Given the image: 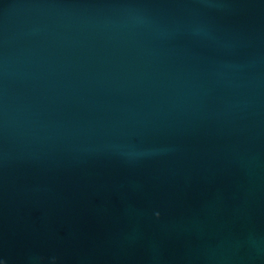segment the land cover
Masks as SVG:
<instances>
[{
  "label": "water",
  "instance_id": "obj_1",
  "mask_svg": "<svg viewBox=\"0 0 264 264\" xmlns=\"http://www.w3.org/2000/svg\"><path fill=\"white\" fill-rule=\"evenodd\" d=\"M0 264H264V0H0Z\"/></svg>",
  "mask_w": 264,
  "mask_h": 264
},
{
  "label": "clouds",
  "instance_id": "obj_2",
  "mask_svg": "<svg viewBox=\"0 0 264 264\" xmlns=\"http://www.w3.org/2000/svg\"><path fill=\"white\" fill-rule=\"evenodd\" d=\"M158 215V214H157Z\"/></svg>",
  "mask_w": 264,
  "mask_h": 264
}]
</instances>
